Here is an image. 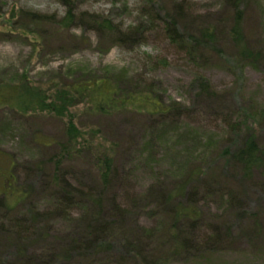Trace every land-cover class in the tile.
<instances>
[{
	"label": "rangeland",
	"instance_id": "1",
	"mask_svg": "<svg viewBox=\"0 0 264 264\" xmlns=\"http://www.w3.org/2000/svg\"><path fill=\"white\" fill-rule=\"evenodd\" d=\"M230 5V0H0V165L6 171L0 174V191L11 172L31 195L15 212L0 208V231L12 226L13 216H30L40 208L47 214L35 225L36 230L42 228L44 238L29 250L45 255L68 245L72 233L80 230V215L88 209L80 203L68 217L70 204L59 205L47 184L55 170L52 157L57 143L65 139L69 117L41 110L25 113L12 107L6 103L11 101H3L10 82L26 83L50 94L55 86L117 78L123 88L151 92L170 112L150 115L127 106L98 113L90 109L89 102L71 110L73 122L86 139L96 134L107 147L114 146L116 172L109 187L103 188L94 161L83 153L63 163V175L82 190H104L105 207L110 212L115 204L127 208L129 230L117 233L113 251L90 258L80 252L71 259L72 264H131L124 259L120 245L128 239L144 238L142 229H157L158 235L148 240L154 248L161 246L169 215L158 210V195L180 184L184 168L196 170L200 164L208 173L206 179L214 177L213 185L222 183L228 189H224V197L212 194L205 203L199 201L206 225L197 231L198 240L211 233L214 223L233 225L236 235L207 257L174 258L167 264H264L262 179L257 175L254 183L245 186L232 178L226 180L222 171L215 170L223 162L221 149L239 139V132L231 134L232 124L245 121V130L257 122L258 140L264 144V56L256 65L237 57L228 36L233 20ZM176 6L184 13L182 19L176 15L182 24L173 33L179 37L195 32L199 25L212 24L217 29L220 53L205 49L190 54L177 44L167 26L168 20L175 18ZM245 8L247 41L264 49V0H246ZM70 10L74 16L71 27H60L57 21ZM97 18L112 21L115 36L116 31L138 30L127 43H120L95 29ZM199 76L208 80L217 98L202 94ZM45 141L53 145L40 143ZM231 188L245 193L239 194L238 205L229 203L226 193ZM242 208L258 209L263 226L257 239L248 234L249 221L236 218ZM14 252L15 246L9 245L5 255Z\"/></svg>",
	"mask_w": 264,
	"mask_h": 264
},
{
	"label": "trees",
	"instance_id": "2",
	"mask_svg": "<svg viewBox=\"0 0 264 264\" xmlns=\"http://www.w3.org/2000/svg\"><path fill=\"white\" fill-rule=\"evenodd\" d=\"M230 3L233 16L232 26L228 33L230 42L241 61L256 65L257 61H260L264 56V49L253 47L247 41L244 31V22L247 17L246 0H230ZM173 11L175 18H170L167 25L168 31L172 33L176 32L177 26L181 23L177 16H181L182 19L184 13L180 6H176ZM73 20V12L70 10L63 19L57 22L60 27L69 29ZM94 27L100 34H110L120 43H127L138 30L133 31L135 28H130L126 32L116 31L117 36H115L113 23L106 18H97ZM172 35L177 38V44L187 49L190 54L205 49L221 52L218 47L217 29L212 24L199 25L195 32L190 34H182L179 37L174 33ZM197 82L205 97L217 98L218 93L208 80L199 76ZM54 88L49 94L47 90L26 83L10 82V89L4 93L3 101H11L6 103L12 107H18L25 113L41 110L48 111L58 117H69L64 131L65 139L57 143V153L52 157V161H55V170L50 177H47V184L50 189L55 191L56 199L60 201L59 205L70 204V211L66 214L68 217H71L73 208L80 203H85L88 209L84 215H80L78 219L81 222L80 230L72 233L68 245L60 251L58 248H53L44 252L45 255H37L31 252L29 247L44 238L42 228L36 230L35 223L40 222L41 217L46 216L47 213L39 208L31 211L30 216H26V214L13 216V219L11 218L12 226H8L5 230L6 227H3L0 231V264H72L71 259L80 255V252L86 258H90L96 254L113 251L117 245L115 243L117 233L124 234L129 231L127 230L128 224L126 225L128 223L127 208L115 204L113 211L110 212L105 207L104 190L97 192L82 190L63 175V163L73 157L83 156V153L90 155V159L94 161L103 188L109 187L116 172L114 146L107 147L103 141L96 137V134L94 138L86 139L84 133L78 129L71 118L72 109L89 102L90 109L98 113L119 111L127 106L134 107L139 112L145 111L150 115H164L170 112L151 92L123 88L117 82V78L87 79L68 86H55ZM256 123L248 124L245 130H242L245 121L244 123L236 122V125L232 124L231 134H234L235 131L239 132L236 134L239 139L232 145L221 149L219 156L223 157V162H220V167L215 169L220 170V173L222 171V174L226 175L224 176L226 180L232 178L247 186L254 183L255 176L259 175L264 186V144L258 140ZM229 141H233L231 137ZM51 142L40 143L43 146L51 147L53 145ZM189 157L191 155L187 156L188 159ZM13 166L14 164L11 165V168ZM188 169L184 168L183 177L177 187L161 191L158 195V210L169 215L167 235L160 240L161 246L154 248V245L148 240L158 235L157 229L149 231L142 229L140 235L144 238L139 241L128 239L120 245L123 248L121 252L124 259L130 261L131 264H167L174 258L199 260L224 248V242H229V239L236 235L233 225L227 224L223 227L214 223L211 233L201 242L198 240L197 231L206 225L203 206L199 204V201L205 203L212 194L224 197V189L228 188L222 183L213 185L214 177L206 179L208 173L201 164L195 167L196 170ZM5 172L4 166L0 165V174ZM4 185L5 189L0 191V208L10 214L29 200L30 190L19 185L11 172L8 177L4 178ZM240 193L233 188L229 189L226 194H228L227 197L231 205H238L240 196H245V193H241L239 196ZM55 212L59 213L60 210L56 208ZM259 217L257 208H242L236 214V218L248 220L251 224L248 232L251 239H257L261 233L263 222ZM2 245H4V249ZM9 245L15 246V252L13 256L8 257L5 255V250ZM120 260L122 259L120 258Z\"/></svg>",
	"mask_w": 264,
	"mask_h": 264
}]
</instances>
